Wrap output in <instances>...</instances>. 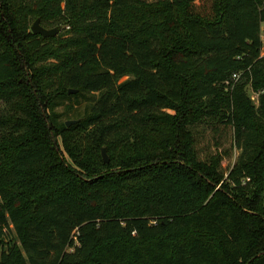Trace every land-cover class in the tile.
Returning a JSON list of instances; mask_svg holds the SVG:
<instances>
[{
    "label": "trees",
    "instance_id": "obj_1",
    "mask_svg": "<svg viewBox=\"0 0 264 264\" xmlns=\"http://www.w3.org/2000/svg\"><path fill=\"white\" fill-rule=\"evenodd\" d=\"M262 34L264 0H0V264H264Z\"/></svg>",
    "mask_w": 264,
    "mask_h": 264
},
{
    "label": "rangeland",
    "instance_id": "obj_2",
    "mask_svg": "<svg viewBox=\"0 0 264 264\" xmlns=\"http://www.w3.org/2000/svg\"><path fill=\"white\" fill-rule=\"evenodd\" d=\"M261 40L263 46L262 55H264V34L261 35ZM247 93L254 105L257 106L259 93H254L249 88ZM194 137L196 150L201 159H204L208 154H215L216 152L227 153L228 155L222 162V168L225 173L235 163L239 151L232 146V131L230 128L221 126L217 128V131H213L207 126L197 127L194 129Z\"/></svg>",
    "mask_w": 264,
    "mask_h": 264
},
{
    "label": "water",
    "instance_id": "obj_3",
    "mask_svg": "<svg viewBox=\"0 0 264 264\" xmlns=\"http://www.w3.org/2000/svg\"><path fill=\"white\" fill-rule=\"evenodd\" d=\"M30 30H31V33L34 35H40L43 38H49V37H55L60 32L61 29L60 28H55V29H51V30L44 29L43 27L40 26L39 20L37 19L32 24ZM68 93L74 94V93H76V91L70 90ZM76 122L77 121H68V122H66L65 125L68 127L70 125H73ZM101 158L105 164H107L109 162L108 156L106 154V150L104 148L101 149ZM252 260H254V258H252L251 261Z\"/></svg>",
    "mask_w": 264,
    "mask_h": 264
},
{
    "label": "built area",
    "instance_id": "obj_4",
    "mask_svg": "<svg viewBox=\"0 0 264 264\" xmlns=\"http://www.w3.org/2000/svg\"><path fill=\"white\" fill-rule=\"evenodd\" d=\"M233 79H234V80H237V79H238V76H237V75H234V76H233Z\"/></svg>",
    "mask_w": 264,
    "mask_h": 264
}]
</instances>
